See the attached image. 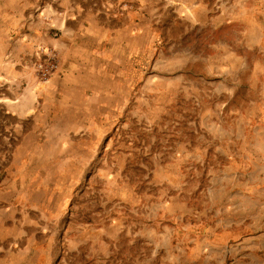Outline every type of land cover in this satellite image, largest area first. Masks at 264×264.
Listing matches in <instances>:
<instances>
[{"label": "rangeland", "instance_id": "1", "mask_svg": "<svg viewBox=\"0 0 264 264\" xmlns=\"http://www.w3.org/2000/svg\"><path fill=\"white\" fill-rule=\"evenodd\" d=\"M3 1L11 7L12 0H0V6ZM113 1L115 5L101 16L103 23L117 27L142 19L151 25L153 36L141 76L139 57L132 56L136 76L131 117L126 125L115 128L110 148L101 150L97 164L101 170L112 169L119 152L129 151V175L138 182L153 167L149 151H170L168 144L183 136H190L197 145L212 143L209 157L206 152L203 161L188 166L193 172L188 177V193L203 208L204 216L197 218L206 222L192 224L196 228L193 238L182 229L172 238H163L152 233L157 226L150 219L145 221L150 225L145 237L135 235L132 222L129 234H120L109 243L102 233L97 239L93 230L104 229L120 216L119 205L107 201L102 191L106 180L100 176L84 183L73 199L71 214L62 224L65 234L53 240L54 264H264V0H181L178 5L168 0ZM65 2L19 0L20 26H52L59 19L52 12L58 13ZM200 2L206 14L198 13ZM137 8L142 15L132 13ZM24 29H19V35ZM45 53L54 63L53 54L42 47L36 46L26 56L34 76L33 65ZM187 70L195 75V93L179 92L154 127L157 109L165 101L161 83ZM210 121L221 124L220 131ZM21 128L29 129V121L0 110V167H7ZM187 128L194 129V134ZM145 191L148 198L156 193L151 187ZM20 226L26 237L16 240L13 247L11 240H0V264H10L12 250H22L34 239L38 244L47 242L53 228L30 222ZM81 229L85 240L75 249L69 241ZM190 247L195 250L189 251ZM183 250L186 254L180 253Z\"/></svg>", "mask_w": 264, "mask_h": 264}, {"label": "crops", "instance_id": "2", "mask_svg": "<svg viewBox=\"0 0 264 264\" xmlns=\"http://www.w3.org/2000/svg\"><path fill=\"white\" fill-rule=\"evenodd\" d=\"M123 1L142 4V0ZM11 2V7L7 1L0 6V110L28 120L29 129H20L17 148L7 167H0V240H11L13 247L16 240L26 237L20 226L25 222L52 224L53 228L47 242L38 244L34 239L22 250H12L10 264H54L53 240L66 230L62 224L71 214L73 199L84 183L100 176L106 180L102 191L109 203L119 205L120 216L113 217L104 229L93 230L98 233L93 237L100 239L102 233L109 243L120 234L131 233L132 222L138 232L135 235L145 237L150 226L145 221L151 219L149 223L157 226H152V233L163 238H172L181 229L193 238L196 228L192 224L206 219L197 218L204 216L203 208L188 193V177L193 173L188 166L203 161L206 152L209 157L212 143L197 145L181 134L182 140L168 144L170 151L148 152L154 164L138 182L131 181L129 175V151L119 152L112 169L101 170L97 164L101 150L110 148L115 128L126 125L131 117L136 76L132 56L139 57L141 76L153 36L151 25L137 19L110 27L101 16L115 5L113 0H66L58 13L52 12L59 16L52 26L32 28L31 24L20 26L19 0ZM168 2L178 5L181 0ZM187 6L192 7L190 3ZM202 7L200 2L198 13L206 14ZM132 13L142 15L140 8ZM23 26L24 33L19 35ZM36 46L54 56L55 69L46 82L29 72L26 56L33 54ZM180 74L161 83L165 101L159 106L161 112L157 109L154 124L149 120L154 127L159 126L160 113L166 114L179 92L195 93L194 73L187 70ZM210 122L220 131L221 124ZM187 132L195 131L187 128ZM215 151L220 150L215 147ZM150 187L156 193L148 198L145 190ZM84 240L81 229L69 245L78 249ZM180 253L186 254V250Z\"/></svg>", "mask_w": 264, "mask_h": 264}, {"label": "built area", "instance_id": "3", "mask_svg": "<svg viewBox=\"0 0 264 264\" xmlns=\"http://www.w3.org/2000/svg\"><path fill=\"white\" fill-rule=\"evenodd\" d=\"M33 66L37 71L35 78L40 82H46L55 69L53 57L46 53L44 55V59L35 63Z\"/></svg>", "mask_w": 264, "mask_h": 264}]
</instances>
